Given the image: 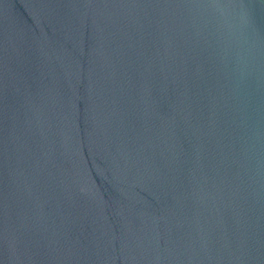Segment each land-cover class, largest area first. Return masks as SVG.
Returning a JSON list of instances; mask_svg holds the SVG:
<instances>
[{"label": "water", "instance_id": "water-1", "mask_svg": "<svg viewBox=\"0 0 264 264\" xmlns=\"http://www.w3.org/2000/svg\"><path fill=\"white\" fill-rule=\"evenodd\" d=\"M0 264H264V0H0Z\"/></svg>", "mask_w": 264, "mask_h": 264}]
</instances>
